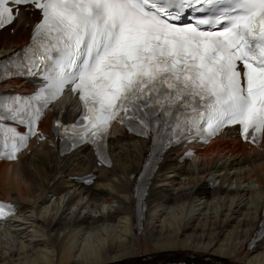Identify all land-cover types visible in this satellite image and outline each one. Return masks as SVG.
<instances>
[{
    "label": "snow or ice",
    "instance_id": "6c2138e0",
    "mask_svg": "<svg viewBox=\"0 0 264 264\" xmlns=\"http://www.w3.org/2000/svg\"><path fill=\"white\" fill-rule=\"evenodd\" d=\"M22 7L40 14L25 49L47 73L38 99L46 108L70 86L82 106L70 134L98 155L115 120L144 136L239 126L255 143L264 133V0H0V28ZM189 9L204 15L174 22ZM40 117L38 107L32 135Z\"/></svg>",
    "mask_w": 264,
    "mask_h": 264
},
{
    "label": "bare ground",
    "instance_id": "6f19581e",
    "mask_svg": "<svg viewBox=\"0 0 264 264\" xmlns=\"http://www.w3.org/2000/svg\"><path fill=\"white\" fill-rule=\"evenodd\" d=\"M35 19L21 11L13 34L1 31L0 56L27 43L26 25ZM231 137L211 142L190 163L167 153L151 179L147 211L139 212L146 219L134 230L127 225L138 212L133 188L145 140L115 128L112 166L88 187L71 180L94 169L88 148L60 157L42 143L15 163H0V200L18 212L0 224V264H264V136L261 149ZM48 195L56 202L48 204Z\"/></svg>",
    "mask_w": 264,
    "mask_h": 264
},
{
    "label": "rangeland",
    "instance_id": "374dc122",
    "mask_svg": "<svg viewBox=\"0 0 264 264\" xmlns=\"http://www.w3.org/2000/svg\"><path fill=\"white\" fill-rule=\"evenodd\" d=\"M212 183H213L214 185H217V182H216L214 179H212ZM224 186H226V185H224ZM244 186H245V185H244ZM64 198H65V197H61V198H60V202H63V201H64ZM48 199H49V200H48V201H49L48 204H52V203H55V202H56V201H55V196H54V195H50V196L48 195ZM85 212H88V210H86ZM91 212H92V211L89 210V213H91ZM92 213H94V212H92Z\"/></svg>",
    "mask_w": 264,
    "mask_h": 264
}]
</instances>
